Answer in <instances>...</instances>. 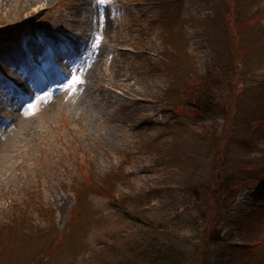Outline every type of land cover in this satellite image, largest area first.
<instances>
[{"label":"rangeland","instance_id":"374dc122","mask_svg":"<svg viewBox=\"0 0 264 264\" xmlns=\"http://www.w3.org/2000/svg\"><path fill=\"white\" fill-rule=\"evenodd\" d=\"M217 2L168 0L162 9L151 0H0V263L93 264L92 247L107 236L120 241L118 215L164 218L161 210L120 207L108 195L128 190V180L148 189L164 172L136 139L158 135L168 105H177L164 99L167 68L174 65L164 49L166 28L182 26L183 47L175 49L191 54L173 75L179 83L206 70L224 81L222 71L230 73L233 62L244 105L264 100V0H239L234 20V8L221 14ZM194 13H220L229 29L215 23L203 37ZM151 14L160 23L149 29ZM39 75L46 76L43 83ZM217 123L221 130L224 119ZM239 193L232 214L240 217L231 229L247 230L242 243L264 264V182ZM165 196L159 189L149 199L155 205ZM190 212L179 207L176 213L180 219ZM178 227L189 233L188 225Z\"/></svg>","mask_w":264,"mask_h":264},{"label":"trees","instance_id":"16d2710c","mask_svg":"<svg viewBox=\"0 0 264 264\" xmlns=\"http://www.w3.org/2000/svg\"><path fill=\"white\" fill-rule=\"evenodd\" d=\"M151 1L162 9L169 5L166 4L168 0L165 3L164 0ZM220 1L218 5L224 6L219 11L221 14L233 7V20L240 16L242 8L237 7L239 0H230L233 4ZM220 13L207 15L206 18L194 13L196 16L192 21L202 28L203 37L215 23L223 31L229 29V26H222L224 19ZM160 14L158 17L161 19L164 14ZM158 17L148 19L146 23L149 29L160 23ZM165 30L167 33L163 34L167 36V43L164 49L169 55L172 54L170 59L174 65L167 68L169 85L164 99H175L173 101L177 105H168L169 114L161 123L158 135L136 139V143L146 149L154 161L162 162L160 165H163L164 172H161L160 181L152 187L149 185L148 189L128 180V190L108 195L120 207L133 211L147 210V213L151 208L161 210L164 218L151 220L142 212L135 213L132 220L118 215L114 222L121 224L117 235L120 241L107 236L100 245L92 247L96 255L90 259L93 264H155L158 261L159 264H239V260L243 264H258V258H254L247 249L249 244L242 243L241 225L234 227L237 228L236 234L231 233L234 229L231 227L240 217L232 214L239 190L252 183L264 182V110H260L264 100L256 101L251 108L244 105L239 92L235 91V77L231 73L233 62L226 67L230 73L222 71L224 81L206 70L208 72L198 71L199 75H192V82H187L185 78L184 82L179 83L180 80L173 75L182 72L187 64L186 58L189 59L191 54L183 55L181 50L175 49L183 47L182 26ZM234 49L237 58L244 53L241 45L238 50L236 46ZM222 50L223 47L215 48L216 54L224 55ZM238 53L241 55L238 56ZM243 70L248 72L245 67ZM253 71L255 69L252 68ZM218 118L224 119L221 130L218 129ZM230 152L240 155L233 161L228 158ZM169 166L175 167V171L169 170ZM127 175L121 173L120 178ZM159 189H164L166 196L154 205L150 202L149 194ZM179 207H188L192 212L188 217L178 219L176 212ZM98 223L104 225L106 221L101 218ZM73 224L75 222L68 225ZM187 225L189 233L181 235L179 230L184 227L178 226ZM83 227L86 231V226ZM61 231L68 234L64 229ZM231 235L238 237L240 242L231 241ZM180 240L189 244L188 249L179 248ZM3 263L1 261L0 264Z\"/></svg>","mask_w":264,"mask_h":264},{"label":"bare ground","instance_id":"6f19581e","mask_svg":"<svg viewBox=\"0 0 264 264\" xmlns=\"http://www.w3.org/2000/svg\"><path fill=\"white\" fill-rule=\"evenodd\" d=\"M12 52H9V54H11ZM17 57V56H16Z\"/></svg>","mask_w":264,"mask_h":264}]
</instances>
